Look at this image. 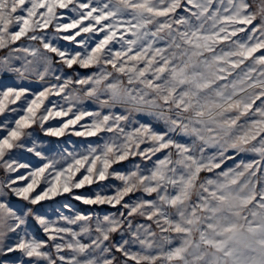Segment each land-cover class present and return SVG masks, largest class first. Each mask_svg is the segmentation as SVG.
Returning a JSON list of instances; mask_svg holds the SVG:
<instances>
[{
  "label": "snow or ice",
  "instance_id": "6c2138e0",
  "mask_svg": "<svg viewBox=\"0 0 264 264\" xmlns=\"http://www.w3.org/2000/svg\"><path fill=\"white\" fill-rule=\"evenodd\" d=\"M0 53V264H264V0H0Z\"/></svg>",
  "mask_w": 264,
  "mask_h": 264
},
{
  "label": "rangeland",
  "instance_id": "374dc122",
  "mask_svg": "<svg viewBox=\"0 0 264 264\" xmlns=\"http://www.w3.org/2000/svg\"><path fill=\"white\" fill-rule=\"evenodd\" d=\"M117 48L119 47V45H115ZM2 54V53H0ZM68 71V74L71 75V71L70 70H66ZM79 73L80 74H90V72L92 70L90 69H78ZM27 83V82H26ZM32 87L34 89H37L38 88V85H35L33 84ZM86 107H89V108H92V107H95L94 105H86ZM2 119V118H0ZM86 120H88L89 118H85ZM53 124H56L58 123V121H52ZM78 127V126H77ZM42 140H43V147H54V148H63V147H68L69 149L73 148L74 146L77 148V149H81L83 148V146L87 145L88 143H96L98 142V138L97 137H76V136H72V135H69V136H65V137H62V138H55V137H42ZM24 159H28V160H31L33 164H36L37 163V158H34L30 155H26L25 157H23ZM252 157L249 155V156H245L244 159H251ZM231 163V162H229ZM21 171H24V170H21ZM118 183V182H117ZM78 192H84V193H91V189L90 188H85V189H80V190H77ZM58 203L56 202H52V201H49V202H45L46 206H51V207H55L57 208L59 211H63L66 215H72L74 214V212H82V213H107V212H114L115 209L113 208H110L109 206L107 205H104V206H88V205H84L82 204L81 202L79 201H75L73 199H71L70 196H68L67 194L64 196V197H58L56 198ZM64 203H69L72 205L73 209H74V212H69L68 210L66 209H63L61 207L62 204ZM53 218H55V216H53ZM36 234L37 236L43 238V234L39 232V230L36 231Z\"/></svg>",
  "mask_w": 264,
  "mask_h": 264
}]
</instances>
